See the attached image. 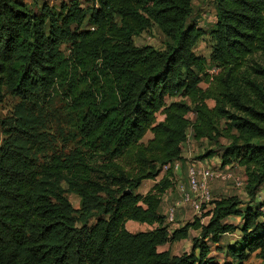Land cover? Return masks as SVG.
Instances as JSON below:
<instances>
[{
    "label": "trees",
    "instance_id": "1",
    "mask_svg": "<svg viewBox=\"0 0 264 264\" xmlns=\"http://www.w3.org/2000/svg\"><path fill=\"white\" fill-rule=\"evenodd\" d=\"M192 2L71 0L59 14L45 3L38 14L26 0H0V104L7 90L26 100L45 98L64 66V43L75 58L98 61L103 74L95 87L100 99L94 91L75 98L86 110L68 154L53 149L40 162L42 150L52 151L50 138L38 132L40 119H21L18 129L5 132L0 264H220L212 245L220 250L223 237L237 232L224 264H245L254 253L264 264V68L254 61L264 56V0H215L210 32L190 23ZM155 26L172 42L165 50L134 44ZM206 35L210 64L195 52ZM190 137L216 146L228 139L221 166L244 169L250 200L213 198L206 223L198 218L171 230L163 196L175 185V164ZM215 155L208 150L204 157ZM162 174L147 195L136 194ZM63 183L80 196V209ZM232 217L242 223L228 222ZM130 221L158 227L132 233ZM192 229L201 233L190 253L159 252Z\"/></svg>",
    "mask_w": 264,
    "mask_h": 264
},
{
    "label": "rangeland",
    "instance_id": "2",
    "mask_svg": "<svg viewBox=\"0 0 264 264\" xmlns=\"http://www.w3.org/2000/svg\"><path fill=\"white\" fill-rule=\"evenodd\" d=\"M71 0H26L27 5L35 12L40 13V9L45 4L55 14L61 12L62 6L69 4ZM193 14L190 18L191 24H196L198 28L203 29L206 32H210L217 22V12L215 0H193ZM90 7L86 5V8ZM88 20L83 25V28H88ZM133 42L136 46L143 47L146 45L154 46L159 50H165L168 45L172 42L167 39L162 32L156 26L151 30L144 32L140 36L133 38ZM69 45L64 43L61 46V50L64 53V66L59 70V76L52 84L48 95L45 98L39 100H26L20 96L12 95L8 90L3 103L0 104V146L6 139L5 132L11 131L13 128L18 129V124L21 119H40L41 125L38 126L39 133L47 134V138H50L52 143L49 149L42 150L38 154L40 162H46L50 157L53 149L62 151L68 154L71 147L74 145L76 138V127L83 117V112L80 111L75 105V98L78 96L85 95L90 91H94L96 96L100 99V94L95 91L96 82L102 80V68L98 61L90 59H78L75 58L69 51ZM212 51V42L210 37L206 35L196 46L195 52L200 56H204L208 60V64L211 63L209 60ZM254 61L257 62L262 68H264V56L256 54ZM212 70V69H211ZM203 87L207 84L203 83ZM99 101V100H98ZM168 103L171 99L167 100ZM209 106H214L213 100H208ZM194 117L193 114L190 115ZM159 117V116H158ZM157 117V119H158ZM224 125V123H223ZM153 138V135L149 132L143 139V142L148 143L149 139ZM72 140H74L72 142ZM77 143V142H76ZM228 144L227 138H222L219 145H213L210 142L203 141L197 143L192 137L189 138V142L185 145L184 155L187 160L194 162L195 165L201 167H211L215 170H224L221 166V148ZM76 145V144H75ZM43 146V145H42ZM208 150H216L218 155H215L219 160V164L213 165L211 158H205L204 155ZM208 160V163L201 165L202 161ZM185 160V161H187ZM232 175L239 179H247L244 173V169L237 166L230 167ZM187 174L184 175L182 183L176 182L168 192L163 196L162 214L167 216L170 208L174 207L177 202L182 200L181 194L178 191V186L184 184L186 186ZM149 184H153V181H144L143 186L138 190L139 193L147 195L150 191ZM63 188L67 191V196L75 209L81 208V198L75 193L68 191L67 184L63 183ZM153 189V188H152ZM151 189V190H152ZM210 190L213 198L226 195H236L244 203H247L250 199L247 195V191L239 189L234 181L222 182L214 180L210 185ZM264 202V187L261 190L260 198ZM207 209H203L202 214H196L192 207L188 204H183L182 208L176 209L175 222L169 224L166 220L165 225H168L171 230L181 228L188 223L195 222L196 219L200 218L203 223L209 220V217H204L209 211L210 203L204 204ZM98 215L92 217L89 220L90 225H94ZM82 223L78 222L77 227H81ZM158 225H144L143 228L130 229L132 233L148 232L157 228ZM200 230H190L189 237L185 240L178 242H171L165 246L159 247V252H169L171 256L183 255L190 253L193 248V240L200 237ZM238 236L227 235L223 237L221 242V249L216 250V247L212 245V256L217 260L218 263L224 264L226 262V245L235 243ZM245 264H263L257 255H252Z\"/></svg>",
    "mask_w": 264,
    "mask_h": 264
},
{
    "label": "built area",
    "instance_id": "3",
    "mask_svg": "<svg viewBox=\"0 0 264 264\" xmlns=\"http://www.w3.org/2000/svg\"><path fill=\"white\" fill-rule=\"evenodd\" d=\"M214 72V71H213ZM178 164L175 165V170L178 169ZM170 166L164 167L166 172ZM214 180L222 182L234 181L239 189H243L245 186V178L239 179L232 175L230 167L225 170H215L211 167H201L191 163L187 171V183L180 184L178 191L181 194L182 200L177 202L174 207L170 208L167 214V222L172 224L175 222L176 209L183 204H188L196 212V214H202L203 205L208 204L213 200L210 185Z\"/></svg>",
    "mask_w": 264,
    "mask_h": 264
},
{
    "label": "crops",
    "instance_id": "4",
    "mask_svg": "<svg viewBox=\"0 0 264 264\" xmlns=\"http://www.w3.org/2000/svg\"><path fill=\"white\" fill-rule=\"evenodd\" d=\"M172 101V100H171ZM159 116V117H158ZM157 117H158V119H157V121L158 122H162V121H164V119H165V115H164V113H162V112H160V113H158L157 114ZM152 134V133H151ZM152 138H150L149 140H151ZM185 160H187V158H186V156L184 155V153H183V158H182V160H180L179 162H177L176 164H178V169L177 170H174V174H175V184H176V182H180V183H182L183 182V180H184V175H186L187 174V171H188V167H189V165L191 164V163H193V162H190V161H185ZM208 160L209 159H206L205 161H202L201 163V165H205V164H207L208 163ZM210 161H211V163H213V165H217V164H219L220 162H219V160H218V158H216V156L215 157H213V158H211L210 159ZM175 164V165H176ZM163 175L164 174H162L160 177H158L156 180H146V181H153V184H152V186H151V184H149V187L152 189L161 179H162V177H163ZM187 183V182H186ZM143 184H144V182L142 183V185H141V187L143 186ZM175 186V185H174ZM140 187V188H141ZM139 188V189H140ZM138 189V190H139ZM151 189H150V191H151ZM138 190H137V192H136V194H140V195H142V196H144V194H142V193H139L138 192ZM149 191V192H150ZM180 208H182V205L180 206ZM201 222H202V220H201ZM228 222H230V223H233V224H235V225H240L241 223H242V220L240 219V218H235V217H232V218H229L228 219ZM203 223V222H202ZM144 225H146V224H141V223H137V222H133V221H130V222H128L127 224H126V228H127V230L128 231H130V229H135V228H143V226ZM131 232V231H130ZM231 235H233V236H238V238L237 239H239V235H240V233L239 232H237V233H234V234H231ZM227 236V235H226ZM236 241H238V240H235V242ZM222 246V245H221ZM217 250V249H216ZM213 253V252H212ZM253 255H256V253H254Z\"/></svg>",
    "mask_w": 264,
    "mask_h": 264
}]
</instances>
